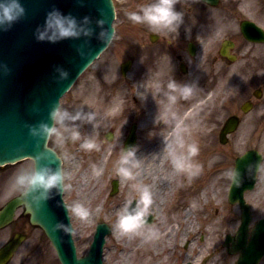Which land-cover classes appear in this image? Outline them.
I'll return each mask as SVG.
<instances>
[{"label": "rangeland", "instance_id": "374dc122", "mask_svg": "<svg viewBox=\"0 0 264 264\" xmlns=\"http://www.w3.org/2000/svg\"><path fill=\"white\" fill-rule=\"evenodd\" d=\"M114 1L115 34L110 45L80 75L60 104L70 111L81 108L94 111L96 117L91 122L68 121L80 124L81 136L75 141L58 121L56 126L62 135L49 138L53 148L65 153L63 167L70 174L66 182L72 184L64 191L65 201L68 206L80 201L90 210L84 218L69 208L78 254L88 252L97 223L105 221L114 229L107 236L104 264H184L188 261L236 264L237 254H228L223 241L226 233H235L240 210L228 201L229 178L223 173L233 169L235 157L248 147H256L264 154V45L244 46L242 37L236 33L233 37L239 56L233 63H225L217 57L214 64L210 56L193 73L191 80L183 77L177 66L179 84L189 81L194 86L187 96L179 89H169L168 84L149 81L133 84L131 72L123 76L120 65L132 56L133 35L141 32L142 25L152 26L133 22L127 12L138 11L140 5L150 0ZM180 2L192 7L193 0H177L176 5ZM251 2L248 0L249 7H252ZM225 27L231 31L228 35L239 32L238 26L231 22ZM221 39L216 41L217 46ZM203 87H208L206 94L202 93ZM257 87H263L262 97L253 98L256 105L243 114L240 105ZM170 92L175 94L174 101L169 98ZM235 112L245 121L229 136L227 144H221L220 128L228 115ZM137 120L140 163L129 177L117 169L125 136L132 122ZM107 131L114 133L111 140L105 135ZM171 132L173 137L170 138ZM89 139L95 141V146L83 147L84 141ZM57 140L64 143L58 144ZM190 146L197 148L195 154L190 152ZM180 157L201 167L181 170L174 163V158ZM93 164L102 169L98 175ZM33 167L30 158L0 167V181H3L0 203L21 191L14 184L18 171ZM142 170L147 175L143 181L139 178ZM118 174L120 190L110 195L111 179ZM259 176L254 190L247 193L254 213L251 225L264 215V166ZM133 184L150 186L153 198L148 211L156 206L158 219L151 225L159 229L158 235L152 238L124 233L117 227L122 209L133 198H139V188H133ZM35 230L26 243L30 244L37 237L39 253L36 252L33 260L41 264H60L51 242L41 229Z\"/></svg>", "mask_w": 264, "mask_h": 264}, {"label": "water", "instance_id": "95a60500", "mask_svg": "<svg viewBox=\"0 0 264 264\" xmlns=\"http://www.w3.org/2000/svg\"><path fill=\"white\" fill-rule=\"evenodd\" d=\"M27 13L12 27L0 30V164L15 162L25 157H36L45 153L42 163L56 166L61 163L56 152L48 145V138L33 136L29 131L30 124L39 125L41 121L54 123L50 110L55 103L60 104L61 96L68 90L78 75L106 47L98 38L101 26L98 18L104 16L107 24L104 27L114 31L112 26L115 9L112 0H24ZM59 7L65 13L71 12L83 23L84 16H90V25L95 29L90 36L65 38L56 42L39 40L36 29L44 23L47 12ZM103 10V13L101 12ZM83 50V55H81ZM56 66V70L54 67ZM69 71L66 79L60 76L59 68ZM128 63L122 65L125 73ZM245 106L244 109H248ZM237 123L236 116L227 120L221 133V140L226 141L227 133ZM111 139L112 134L107 135ZM135 133L127 139L126 147L134 145ZM249 155V156H248ZM254 159V160H253ZM261 155L247 153L237 160L241 170L240 183L232 184L231 201L239 202L243 209L241 225L236 236L228 234L225 245L229 252H241L237 264H257L264 253V218L256 223L250 240H248L251 214L244 198V191L251 188L256 180L257 162ZM34 159V166H35ZM248 165H252L251 170ZM117 190V181H113ZM52 195L40 204L30 201L24 193L11 199L0 213V224L9 221L18 205H25L31 221L39 224L47 233L57 249L62 264H103L102 250L105 237L112 228L105 222L97 225V231L89 253L77 258L76 247L72 237L68 208L63 200V193L52 190ZM58 222L70 225L72 230L57 228ZM232 242V247L229 246ZM12 243L3 248L0 256L10 253ZM186 264H192L188 262Z\"/></svg>", "mask_w": 264, "mask_h": 264}, {"label": "clouds", "instance_id": "9594fccd", "mask_svg": "<svg viewBox=\"0 0 264 264\" xmlns=\"http://www.w3.org/2000/svg\"><path fill=\"white\" fill-rule=\"evenodd\" d=\"M176 2L177 0H150V2L140 5L138 11H129L127 15L133 22L146 23L154 29H166L170 32L176 31L184 21V12L176 7ZM101 12L103 13V10ZM26 13L27 9L24 0H0V30L12 27ZM90 20V16H84L82 23L73 13H65L59 7L54 6L47 12L44 23L37 27L36 36L39 40H49L52 42L69 37L78 38L81 35L90 36L95 32V29L89 26ZM97 23L101 26L98 38L107 46L114 37V31L104 27L107 24V19L104 16L98 18ZM83 54V50H81V55ZM58 71L60 72V76L58 77L60 79H66L69 75V71L63 67L59 68ZM167 87L172 90L179 89L185 96L191 94L194 88L192 84H178L174 79L169 81ZM168 95L170 100H175L173 92H170ZM50 116L54 123L49 124L47 121H41L38 126L30 124V133L39 138H51L53 135L59 137L62 133L59 132L56 126V122L58 121L59 124L65 127L68 136L75 141L81 136L80 124H69L68 121L91 122L95 119L96 113L91 110L85 111L83 108L70 111L59 103H55L50 110ZM57 143L62 145L64 141L57 140ZM82 146L86 148L94 147L95 141L91 139L85 140ZM52 151L56 152V149L53 148ZM190 152L195 154L197 148L190 146ZM137 153L138 145H131L121 149L119 167L117 169L119 173L129 177L133 176V168L137 167L140 163ZM56 155L61 160V163L56 166H53L51 163H42L46 159V154L41 152L34 158L36 163L32 169L19 170L16 174L14 184L26 196L30 197L31 202L40 204L53 194V189H56L58 193H63L72 187L70 182H66L70 174L65 171L62 163L65 153L56 152ZM174 163L177 168L186 171L201 167V165L187 161L182 157L174 158ZM261 166H264V158L257 162V170ZM92 167L97 175L102 171L96 164H93ZM248 168L251 170L252 165H248ZM223 174L232 183H240L241 170L238 167L235 169L229 168ZM132 187L139 188L140 191L137 204L134 207L126 206L122 209L117 219V227L124 233L144 234L148 238H152L158 235L159 229L148 225L146 220V214L153 198L150 186L147 184L142 186L133 184ZM68 207L78 216L84 218L90 214L87 206L80 201H76ZM56 227L63 228L65 231L72 230L70 225L63 222H58Z\"/></svg>", "mask_w": 264, "mask_h": 264}, {"label": "flooded vegetation", "instance_id": "af4514ba", "mask_svg": "<svg viewBox=\"0 0 264 264\" xmlns=\"http://www.w3.org/2000/svg\"><path fill=\"white\" fill-rule=\"evenodd\" d=\"M251 3L252 7L248 6V0H219L217 4L204 0H193L191 7L180 2L176 7L184 12V21L176 31L170 32L166 29H154L142 25L141 32L132 37V82L149 81L166 85L174 79L179 84V75H176L177 66L181 75L191 80L193 73L210 56L214 64L217 57L230 64L229 57L221 54V44L224 39H227L231 45L230 53H235L238 57L239 49L233 37L236 33L242 37L244 46L264 45V42H250L241 30V24L246 19H252L264 28V0H252ZM229 22L238 26L239 32L235 31L228 35L231 31L225 25ZM221 37V42L217 46L216 41ZM187 83L189 84V81ZM207 89L208 87H203L202 93L206 94ZM254 92L255 89L248 93L246 101H251L253 105H256L257 102L253 100ZM243 121L245 118L240 120V125ZM140 174L141 180L147 177L144 170ZM142 185L144 184L140 186ZM1 192L0 184V197ZM2 205L3 203H0V208ZM37 228L31 224L29 215L24 209L17 210L12 221L0 227V249L18 233H27V238H29L30 231ZM37 246L39 242L35 237V241L30 244L19 245L9 260L1 261L0 264H41L33 260Z\"/></svg>", "mask_w": 264, "mask_h": 264}, {"label": "bare ground", "instance_id": "6f19581e", "mask_svg": "<svg viewBox=\"0 0 264 264\" xmlns=\"http://www.w3.org/2000/svg\"><path fill=\"white\" fill-rule=\"evenodd\" d=\"M54 70H56V66L54 67ZM168 137H169V135H168ZM171 137H173V133H172V132L170 133V138H171ZM173 167H174V165H173ZM173 167L171 168L172 170H173ZM173 171H174V170H173ZM188 171H189V170H188ZM176 172H177V170H176ZM173 174H174V173H173ZM186 181H188V180H186Z\"/></svg>", "mask_w": 264, "mask_h": 264}]
</instances>
